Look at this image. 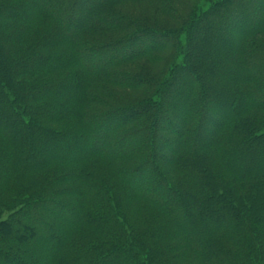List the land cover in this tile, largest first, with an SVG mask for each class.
<instances>
[{"label":"trees","instance_id":"obj_1","mask_svg":"<svg viewBox=\"0 0 264 264\" xmlns=\"http://www.w3.org/2000/svg\"><path fill=\"white\" fill-rule=\"evenodd\" d=\"M87 1L0 0V264H264V0Z\"/></svg>","mask_w":264,"mask_h":264},{"label":"rangeland","instance_id":"obj_2","mask_svg":"<svg viewBox=\"0 0 264 264\" xmlns=\"http://www.w3.org/2000/svg\"><path fill=\"white\" fill-rule=\"evenodd\" d=\"M201 0H183L182 1V3H180L179 1H175V3H174V8L176 9V11H177V14L179 15V17L182 19V18H185L186 16H188V15H190L191 14V12L189 13V11H191L192 10V8H193V6L194 5H197L199 2H200ZM97 2V0H89V1H87V2H85L84 3V5H88V7L89 6H95V4L94 3H96ZM258 1H256V0H252V2H251V5L249 6V7H247V9H249L248 11L249 12H251L252 11V13H254V15L256 16V13H259V12H261V10H260V8L258 7V3H257ZM206 7H204L203 8V10H207V8L205 9ZM95 9V8H94ZM194 10V9H193ZM192 10V11H193ZM89 12H91L89 9H88V11H87V9L86 8H84V10H83V16L85 17V18H87L88 17V14H89ZM189 13V14H188ZM188 14V15H187ZM254 16V17H255ZM165 19V18H164ZM250 21H254L253 20V17L252 18H250ZM171 22V25H172V27L173 28H179V23H177V22H173V21H170ZM78 23V22H77ZM251 23V22H250ZM65 26V29H66V31L68 32V31H70L71 29H72V27L71 28H69V26L66 24V25H64ZM237 36H232V38L233 39H235ZM163 44V43H162ZM105 57H106V55H104ZM104 57V58H105ZM99 58H101V57H99ZM98 57L97 58H95V61H97L98 59H99ZM103 58V57H102ZM185 78H187V77H185ZM183 79V78H181L179 81H183V80H187V79ZM194 83V82H193ZM174 94H176V92H172V96H174ZM175 101V99L173 98V97H168V98H166L165 99V103H167L168 105H170L171 104V102H174ZM171 115H173V116H182L181 114H180V112H173V113H171ZM217 116H219V115H217ZM217 123V121H215V120H213V119H209L208 120V127L207 128H203L202 130H201V133H202V135H203V137H205L206 139H209L210 138V134H209V128H213V126L215 125ZM183 125V124H182ZM160 126H161V128L163 129V128H168V126L166 125V123L164 124L163 122H161L160 123ZM206 129H208V132H207V130ZM100 133H98L97 134V137L94 139V141L93 142H91L92 143V145H90L89 146V149L90 150H97V149H101V147H102V145L106 142V135H105V133L103 134V132H102V130H100L99 131ZM169 132H171V131H169ZM172 133V132H171ZM164 135H168V134H164ZM119 141V138L114 142V145L117 143ZM130 142V139H126L125 140V142L123 143V145L121 144L120 146H122L123 148H125L126 147V145L128 144ZM90 143V144H91ZM158 150H159V153H163V154H165L166 156H168L169 157V152L167 151L168 150V146H165V145H163L161 142H158ZM121 147V148H122ZM142 164V162L139 164V166ZM148 165V170H147V172L146 173H144L143 175H139L138 177H137V179H136V183H143V182H146V181H149L150 179H153L154 177H151L152 176V172H151V169H149V165L150 164H147ZM154 180H155V178H154ZM135 183V182H134ZM157 187L158 188H164L163 187V185L161 184V183H158V185H157ZM166 194H161V195H159L157 198H161V199H163V200H168V199H170V197H171V195L172 194H170L169 192H165ZM47 212H51V209L50 208H47ZM52 213V212H51ZM66 214H68L67 212H66V209L64 210V209H60L58 212H56L55 213V215L57 216V218H64V216L66 215ZM51 223H53V222H51ZM21 232H22V237H28L29 239H33V237H34V235H35V233H34V235L33 234H31V231H30V228H29V226H25V227H23V229L21 230Z\"/></svg>","mask_w":264,"mask_h":264}]
</instances>
